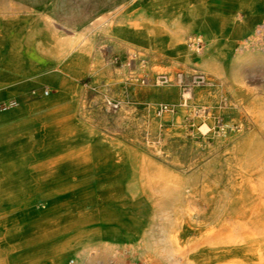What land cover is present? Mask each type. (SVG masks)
<instances>
[{"label":"rangeland","instance_id":"obj_1","mask_svg":"<svg viewBox=\"0 0 264 264\" xmlns=\"http://www.w3.org/2000/svg\"><path fill=\"white\" fill-rule=\"evenodd\" d=\"M150 2L153 0H0V68L14 63L17 21L29 15L37 18V60L45 57L51 60L47 64L40 62L45 68L38 73H50L38 77V82L26 94L13 93L0 97V100L14 99L18 104L38 101L48 98L43 95L45 88L49 89V96H52L57 95L62 87L61 105L72 113L70 123L88 127L105 138L97 141L94 133L92 146L97 147L99 153L111 156L118 178L120 174L126 175L132 171L125 167L129 158L138 163L147 161L146 167L156 171L157 175L172 177L178 174L189 177L194 180L190 199L183 196L176 199V216L183 217L186 206L199 212L203 209L207 222L215 224L223 216L221 211L227 209L230 212L228 203L240 194V177L236 175L238 170L232 154L233 147L240 141L251 139L253 146L264 150V132L258 123L263 122V118L256 121L253 115L254 112H264V14L254 23L256 40L247 41L244 46L239 45L245 43L239 38L235 40L238 45L231 48L208 46L200 32L188 30L184 34L183 44L192 50L196 63L184 64L174 62L166 51L176 47L169 36L176 30L172 23L176 20V12L172 13L171 20L165 21L163 25L166 27L163 30H156L157 20L150 15V8L144 9ZM207 2L212 7L221 8L220 1ZM238 6L233 10L235 19L245 15L243 10L235 13ZM255 9L251 14L264 12V7ZM136 31L141 33H133L132 40L117 35ZM154 35V38L151 37ZM193 36L201 39L203 44L200 49L196 50L189 43ZM154 43L157 47H154ZM233 49H239V58L232 62L230 52ZM53 50L61 51L62 56L55 59L50 55ZM133 51L146 59L145 70L128 65L129 53ZM71 54L78 58L85 57L83 75L69 77L68 68L73 65L68 61ZM115 57L118 59L116 64L113 62ZM215 57L217 71H204L200 65ZM178 71L200 72L208 78L210 85L195 88L190 99L181 105V91L176 86H155L152 83L141 85L130 78L143 75L153 77L158 73L174 74ZM107 100L120 101V109L117 112L108 110L105 104ZM162 103L176 106V111L156 116L154 109ZM87 153L84 150L82 156ZM86 166L91 165L82 163L80 169ZM142 169L140 167L139 172ZM79 177L69 175V186L82 182ZM85 182H90V186H98L93 185L92 180ZM100 192L95 191L93 196L97 203L111 200H103ZM36 194L39 199L41 192ZM165 198L155 208L156 216L152 215L162 228L172 223L169 221H172L173 215L168 205L170 201ZM69 199L79 200L75 196ZM80 199L81 203H85L91 198L82 196ZM219 201L225 207L221 211L215 205L206 207L207 204ZM161 208L164 211L160 213ZM18 210L22 212L25 208L23 206ZM89 210L87 205H82L81 211L87 213ZM235 219L243 222L246 215H236ZM96 226L91 225L85 230H92ZM156 233L159 235V246L170 247L167 244V231L161 229ZM196 233L193 231L191 234ZM129 236L130 233L124 234V238ZM102 252L96 251L89 255L90 260L87 258L85 264H120L112 251ZM134 255L136 258L131 259L124 252L126 264H142L135 251ZM74 259L75 254H70L63 261L65 264H73Z\"/></svg>","mask_w":264,"mask_h":264},{"label":"bare ground","instance_id":"obj_2","mask_svg":"<svg viewBox=\"0 0 264 264\" xmlns=\"http://www.w3.org/2000/svg\"><path fill=\"white\" fill-rule=\"evenodd\" d=\"M179 4L180 2L172 0L170 5L165 7V0H153L144 9L150 8L148 11L153 17L157 14L161 15L160 19L155 18L157 20L156 30H163L165 28L163 25L164 17L176 12ZM261 15L253 18V20L243 21L238 26V32L231 35H222L220 31L211 32L208 30V25L202 22L196 25L198 32L201 33L208 46L218 45L221 49L223 47L231 48L238 38L245 42L239 44L242 46L246 45L247 41L256 40L257 30L254 27V21L259 20ZM173 22L176 26V20ZM134 33H141V31ZM117 35L127 40L133 38L132 34L126 32L117 33ZM155 36L151 37L154 38ZM169 36L176 43L174 49H166L172 56V60L184 64L196 63L192 50L184 47L182 34L174 30ZM156 45L154 43V47H157ZM226 50L228 51V49ZM237 50L239 49H233L230 52L232 62L239 58L237 57ZM50 55L59 59L62 52L53 50ZM215 62L216 57L206 60L200 66L206 72L210 70L216 72L218 67ZM130 65L134 66V64ZM59 90H62V87ZM184 95L186 96V94ZM53 98L54 95L48 96L47 100L51 101ZM108 101L110 100L106 102ZM0 104H4L0 112L18 105L14 99L0 102ZM253 115L256 121H259L260 117L263 118V122L258 123L264 132V112H254ZM65 125H67L68 131H66ZM74 126L75 123L64 124L59 139L68 141L70 143L69 149L79 144L82 151L86 150L88 153L84 160L81 157L79 160L70 161L68 166L79 168L82 163L83 165L98 163L99 149L88 143L91 136L86 134L85 126ZM77 128V133H75ZM232 154L238 170L236 175L240 177L238 184L240 194L228 203L230 212L227 209H224L223 212L220 210L225 208L220 201L206 205L207 208L215 205L223 214L215 224L207 222L203 209L199 212L186 205L183 209L184 216H176L178 208L176 199L181 196L190 199L191 188L194 184L193 179L178 174L172 177L165 174L157 175L156 171L146 167L147 161L142 160V163H138L132 158H129L125 165L132 171L126 175L120 174L119 178L116 174L111 178L109 186H102L103 184L96 187L88 185L83 190L74 186L67 188L56 186L47 192H43L37 201H26L25 210L20 213L21 219L38 213L43 214L44 217L32 229L26 223L20 224L19 230L22 233L23 243L26 241H30V244L40 240L50 241L46 250L31 259V264H43V261H46V264H65L63 260L65 256L70 254H75L73 264H85L88 256L96 251H112L120 264H126V260L123 259L124 252H127L131 259H135L134 251L138 254L137 259H140L142 264H264V150H258L253 146L251 139H246L233 147ZM140 167L143 168L142 171L140 170L141 172H139ZM68 171L75 173L78 169L70 168ZM56 173L53 171L52 176H38V183L51 177L55 178ZM106 184L108 183L106 182ZM97 190H101L100 197L103 200H111H108L107 203H97L93 198ZM2 193L7 195L10 192ZM74 196L78 197L79 200L69 199V197L74 198ZM82 196H89L91 199L85 203L83 200L81 203L80 198ZM24 197L27 195L25 194ZM165 197L170 201L168 205L173 215L172 221H169L172 223L168 227L162 228L154 221L152 215L156 216L155 208L162 204ZM112 199L115 200L112 201ZM84 204L90 208L87 213L81 211ZM163 211L161 208L160 213ZM236 215H246V220L240 222L235 219ZM228 219L230 221L226 223L225 221ZM95 224L97 226L92 230H85ZM161 229L167 231V244L170 246L168 248L159 246L157 239L159 235L156 232ZM193 231H197V233L192 235ZM129 233V238H124V234ZM125 239L127 240L126 243L124 242ZM135 241L137 243H134ZM94 255L97 256V254Z\"/></svg>","mask_w":264,"mask_h":264},{"label":"crops","instance_id":"obj_3","mask_svg":"<svg viewBox=\"0 0 264 264\" xmlns=\"http://www.w3.org/2000/svg\"><path fill=\"white\" fill-rule=\"evenodd\" d=\"M171 1H165V7H168ZM207 1L210 2V0H176L180 2L176 9L177 33H181L184 37L188 30L198 31L196 24L202 22L208 25V30L211 32L220 31L222 35H231L238 32V26L243 21L253 20L258 15L264 14V12L251 14L255 8L264 7V0H217L221 2V8L212 7ZM236 6L239 8L235 13L243 10L244 17L237 15L238 18L235 19L233 10ZM172 17V15L165 16L164 24ZM154 18L160 19L161 15L157 14ZM257 21L259 20H255L254 23ZM17 22L15 64L11 62L6 68H0V97L13 93L24 95L38 82V77L50 73V71L38 73L45 68L40 62L47 64L51 60L46 57L37 60L36 16L20 17ZM235 45L238 44L234 42L233 46ZM75 57L77 56L71 54L68 58V61L73 63L68 68L71 78L85 73V57ZM62 93V90H59L51 101L46 98L24 102L0 113V264H31V259L40 255L49 245L50 241L46 240L34 241L31 244L30 241L23 243L22 233L19 230L21 223H26L32 229L44 217L38 213L21 219V212L17 209L25 206L26 201H37V192H41L42 196V192H47L53 187H69L70 174L81 177L82 182L74 187L82 190L90 183L85 182L86 180H92L93 185L106 184V182L109 184L111 178L117 174L111 156L101 152L98 163L91 166L82 169L81 166L79 168L68 166L70 161L79 160L81 157L84 159L85 156H82L83 151L79 144L69 149L70 143L59 139L63 125L72 120V113L61 105ZM5 100L7 99L0 101ZM60 115L62 117L59 118ZM65 126L68 131L67 125ZM77 126L82 125L75 123L74 127ZM77 130L78 128L75 129V133ZM85 131L91 136L88 143L92 146L95 132L88 127H85ZM95 134L97 141L105 139L99 133ZM70 168L78 171L69 173ZM53 171L57 172L55 178L51 177L38 183V176H52ZM53 180L56 182L54 183ZM5 191L10 193L5 195L2 193ZM25 194L27 197H24ZM43 264H46V261H43Z\"/></svg>","mask_w":264,"mask_h":264},{"label":"built area","instance_id":"obj_4","mask_svg":"<svg viewBox=\"0 0 264 264\" xmlns=\"http://www.w3.org/2000/svg\"><path fill=\"white\" fill-rule=\"evenodd\" d=\"M189 41V43L191 45H194L196 49H200L202 47L203 43L200 38L193 36L189 39ZM113 62L116 64L118 62V59L116 57L113 58ZM130 64H134L141 70H145V67L147 66V61L145 58L140 56V53H138L137 51H133L129 53L128 56V65L131 66ZM130 78L135 79V81H138L141 85H147L152 83L155 86H176L181 91V105L185 104L187 100L190 99L192 91L195 88L207 87L208 85H210L208 78L204 74L197 71L191 73L178 71L174 74L158 73L155 74L153 77L143 75L140 77L130 76ZM49 93L50 91L48 88H45L43 90L44 96H47ZM184 94H186V96ZM105 104L108 110L115 112L120 108L121 102L116 100H110ZM2 107H4V104H0V109ZM175 111L176 106L163 103L159 104L154 109V113L158 117L162 116L166 112L173 113Z\"/></svg>","mask_w":264,"mask_h":264}]
</instances>
